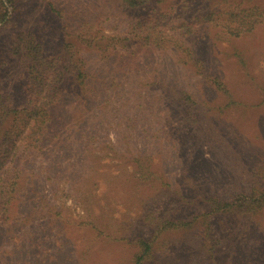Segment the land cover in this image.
I'll list each match as a JSON object with an SVG mask.
<instances>
[{"label": "rangeland", "instance_id": "374dc122", "mask_svg": "<svg viewBox=\"0 0 264 264\" xmlns=\"http://www.w3.org/2000/svg\"><path fill=\"white\" fill-rule=\"evenodd\" d=\"M15 1L11 25L0 23V88L12 105L26 96L25 70L11 49L14 31L30 34L46 56L65 53L94 62L97 54L86 47L92 40L108 41L111 50L116 47L111 57L119 59L126 48L137 50V19L150 10H133L122 0ZM49 1L63 17L50 10ZM196 43L207 71L226 92L195 90L209 102L196 107V123L178 122L144 144L136 136L130 149L117 144L111 150L112 125L108 140L93 145L99 143L95 153L108 163L91 176L94 185L88 178L73 187L50 183L42 167L53 156L38 159L31 168L39 179L24 184L28 196L16 203L15 221L1 222L0 264H137L141 241L151 245L140 264H264V205L230 211L219 202L264 191V21L238 38ZM167 59L176 64L172 56ZM160 107L173 113L171 102ZM156 110H148L145 119L155 129L165 121ZM142 152L153 163L144 170ZM80 159L64 168L82 179L91 163L84 157L80 165Z\"/></svg>", "mask_w": 264, "mask_h": 264}, {"label": "trees", "instance_id": "16d2710c", "mask_svg": "<svg viewBox=\"0 0 264 264\" xmlns=\"http://www.w3.org/2000/svg\"><path fill=\"white\" fill-rule=\"evenodd\" d=\"M173 1L154 0L152 4V0H122L123 5L133 10L148 7L150 10L137 19L139 27L134 31L136 42L139 41L137 50L126 48L119 59L111 57L116 47L111 50L108 41H88L86 47L97 54V59L89 63L85 57L73 60L65 53L46 56L30 34L12 33L11 49L15 55H20L25 70L26 96L22 104L12 105L9 95L0 88V228L6 219L15 221L16 203L28 196L23 191L24 184L39 179L31 168L38 159L53 156L50 165L42 167L50 183L67 182L73 187L88 178L94 185L91 176L99 174V168L106 169L108 163L102 162L101 155L95 153L100 150L99 143L93 145L96 139L108 140L112 125L116 137L113 144L109 141L111 150L117 144L130 149L136 136V142L144 144L162 130L166 131L164 135L169 133L178 122L196 123V107L209 103L198 96V92L207 94L214 89L226 92L220 78L207 71L205 59L195 48L196 42L213 45L230 37H240L264 21V2ZM8 2L12 11L0 0V23L5 25H11L17 12L16 1ZM47 4L53 13L62 16L54 2ZM172 14L180 20H173ZM169 56L176 64L167 59ZM201 84L207 87L196 89ZM167 102L173 105L171 115L160 107ZM100 107L105 112L101 113ZM150 109L164 114L165 121L160 128L145 124L146 112ZM84 157L91 165L90 174L86 173L82 179L69 172L70 168H64V165L74 164L77 158H81L80 165L86 163L82 161ZM140 157L146 161L137 165L142 170L153 164L152 158L144 152ZM236 200L219 202L221 208L230 211L244 204L259 208L264 205V191L257 197L241 199L238 196ZM216 211L217 208L212 212ZM141 243L144 249L137 257V264L150 253L151 244Z\"/></svg>", "mask_w": 264, "mask_h": 264}]
</instances>
